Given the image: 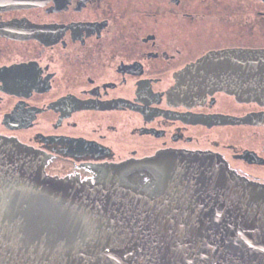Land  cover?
I'll return each mask as SVG.
<instances>
[{
  "label": "flooded vegetation",
  "instance_id": "1",
  "mask_svg": "<svg viewBox=\"0 0 264 264\" xmlns=\"http://www.w3.org/2000/svg\"><path fill=\"white\" fill-rule=\"evenodd\" d=\"M245 50H264V0H0V137L61 178L200 151L264 185V104L168 98L200 62L246 77Z\"/></svg>",
  "mask_w": 264,
  "mask_h": 264
},
{
  "label": "water",
  "instance_id": "2",
  "mask_svg": "<svg viewBox=\"0 0 264 264\" xmlns=\"http://www.w3.org/2000/svg\"><path fill=\"white\" fill-rule=\"evenodd\" d=\"M240 56L257 65L246 77L200 62L169 100L224 91L264 104V50ZM0 264H264V185L200 151L108 166L95 181L61 178L42 154L0 137Z\"/></svg>",
  "mask_w": 264,
  "mask_h": 264
}]
</instances>
